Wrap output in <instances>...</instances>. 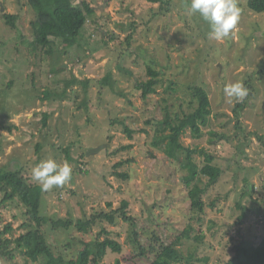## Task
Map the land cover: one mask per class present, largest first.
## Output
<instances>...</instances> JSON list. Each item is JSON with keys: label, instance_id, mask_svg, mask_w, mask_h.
<instances>
[{"label": "rangeland", "instance_id": "obj_1", "mask_svg": "<svg viewBox=\"0 0 264 264\" xmlns=\"http://www.w3.org/2000/svg\"><path fill=\"white\" fill-rule=\"evenodd\" d=\"M67 1L85 2L94 11L80 37L73 47L62 43L63 50L54 45L33 50L35 15L27 0H0V170H19L40 187L31 169L47 159L66 161L72 179L42 191V214L48 218L111 214L127 202L132 221L117 215L114 223L99 222L87 235L72 231L77 240L109 238L121 246L120 252L105 249L96 264H150L153 252L136 258L134 232L147 252L174 242L188 227L191 236L203 234V247L185 239L178 245L185 256L194 254L186 264H226L234 246H258L264 238V145L258 141H264V79L254 81V95L240 112V130L233 109L241 102H230L224 87L244 84L264 60V14L252 13L248 0H237L236 30L216 41L208 37L207 22L189 12L190 0ZM161 1L170 11H161ZM3 15L16 16L15 26L6 25ZM46 50L55 51L53 59ZM149 65L158 71L159 83L156 93L143 99L138 85L149 80ZM190 84L205 89L212 113L200 138L187 130L180 143L212 155L222 170L202 194L205 209L199 217L191 211L180 163L152 145L164 108L188 111ZM192 159L203 165L202 155ZM206 182L203 178L202 185ZM21 212L0 206V231L12 224V239L22 233ZM57 238L73 240L66 233ZM0 264L33 263L16 253Z\"/></svg>", "mask_w": 264, "mask_h": 264}, {"label": "trees", "instance_id": "obj_2", "mask_svg": "<svg viewBox=\"0 0 264 264\" xmlns=\"http://www.w3.org/2000/svg\"><path fill=\"white\" fill-rule=\"evenodd\" d=\"M28 5L34 12V21L31 22L32 40L30 46L33 50L56 47H73L80 37L87 21L93 17L94 11L88 4L81 2L70 4L67 0H27ZM161 11H170V5L161 1ZM247 8L254 14H264V0H248ZM6 25L15 26L17 17L13 15H3ZM55 35H58L55 37ZM132 40V36L126 38V43ZM67 42L65 46L61 44ZM65 47V48H66ZM51 59L54 58L55 51L46 50ZM59 71H64L59 70ZM147 75L149 80L140 83L138 89L141 91V97L146 99L149 95L156 93V87L159 83V73L153 65L147 66ZM260 78V79H259ZM264 79V60L259 64L256 71L246 75L244 86L248 89V96L237 103L233 109L236 119V128L242 129L238 123L240 112L248 105V100L254 95V81ZM186 93L190 97L188 111L180 108V113L171 112L168 107L164 108V117L158 122L153 137V146L160 149L163 154L171 160L178 161L186 175L183 177V183L187 190V196L190 201V208L195 215L199 217L204 213L205 204L202 200V194L207 187L217 183L222 175V170L213 165L214 157L205 153L203 150H190L180 143V138L187 130L191 137L200 138L202 129L210 124L212 113L210 100L207 92L202 86L190 84L186 87ZM49 96L46 95L45 99ZM47 116H44V124ZM242 131V130H241ZM128 136L131 132L125 128ZM258 141L264 145L262 138ZM67 153V150H64ZM200 154L203 156V165L199 167L193 161L192 155ZM121 164H118L120 166ZM203 178L207 182L202 185ZM0 206H15L21 210L23 222L19 226L22 231L20 236L12 239L14 232L12 224H6L0 231V262H10L18 253L27 263L33 264H96V259L102 257L103 251L107 248L114 252H120L121 246L105 238L102 242L98 239L85 242L82 239H74L72 231L82 236L90 233L93 226L99 222L114 223L117 215L123 221H132V218L126 216L127 202H122L120 209L109 213H98L90 217L79 218L76 220H56L48 218L42 214V190L28 182L22 172L0 170ZM213 203L210 206L213 207ZM191 228H186L183 233L168 245H162L159 251L150 249L149 252L140 244L139 236L134 232V243L137 253L136 258L145 257L147 253L153 252L150 264H186L193 260L194 254L184 255L178 248L183 239L191 241L196 247L205 246V237L203 234L195 236L190 235ZM51 233L57 234L56 237ZM66 233L71 241L61 242L57 240L59 234ZM6 235H10L9 238ZM52 238L56 240H52ZM13 248H10V247ZM234 255L226 264H264V238L258 246L249 244H239L233 247ZM70 252V256L67 252Z\"/></svg>", "mask_w": 264, "mask_h": 264}, {"label": "clouds", "instance_id": "obj_3", "mask_svg": "<svg viewBox=\"0 0 264 264\" xmlns=\"http://www.w3.org/2000/svg\"><path fill=\"white\" fill-rule=\"evenodd\" d=\"M189 12L198 13L207 22L208 37L216 41L224 40L236 30L241 15L237 0H190ZM224 95L230 102H242L248 96V89L237 81L225 85ZM31 177L42 191H50L72 179V168L66 161L58 164L54 159H47L31 169Z\"/></svg>", "mask_w": 264, "mask_h": 264}]
</instances>
